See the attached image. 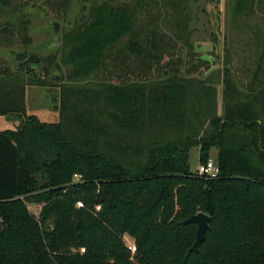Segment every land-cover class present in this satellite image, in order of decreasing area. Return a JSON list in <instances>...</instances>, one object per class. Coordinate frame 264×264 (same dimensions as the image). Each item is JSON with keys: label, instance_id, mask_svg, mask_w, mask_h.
Wrapping results in <instances>:
<instances>
[{"label": "trees", "instance_id": "trees-1", "mask_svg": "<svg viewBox=\"0 0 264 264\" xmlns=\"http://www.w3.org/2000/svg\"><path fill=\"white\" fill-rule=\"evenodd\" d=\"M198 1L0 0V41L30 45L38 6L60 32L44 62L12 51L42 73L0 67V115L22 117L0 130V264H264V50L244 90L225 65L219 114L216 84L178 69ZM228 1L264 13V0ZM51 67L66 72L46 122L25 113L24 87L50 85ZM100 69L110 78L92 80ZM193 146L199 163L216 148L217 177L190 170ZM199 211L210 228L188 253L196 225L181 220Z\"/></svg>", "mask_w": 264, "mask_h": 264}, {"label": "rangeland", "instance_id": "rangeland-1", "mask_svg": "<svg viewBox=\"0 0 264 264\" xmlns=\"http://www.w3.org/2000/svg\"><path fill=\"white\" fill-rule=\"evenodd\" d=\"M28 1L30 2L31 0ZM28 7H24L23 10H28ZM38 7L39 9H33L28 15L31 21L27 26V34L31 42L29 48H27L30 52H38L43 57H47L54 53L55 44H60L58 41L60 32H55L51 24L55 12L50 7H48V10L46 9L47 11L41 10L42 6ZM191 10L192 20L187 25V29L191 31L189 36L191 54L188 56V60L185 57L189 63L184 62L183 70L179 66L178 68L182 73L191 72L190 74L194 76L204 77L216 84L217 112L221 114L223 69L226 64L229 65L237 88L244 90L246 84L252 79L256 68V59L261 50H264V47H261L260 41H258L264 35V13L257 11L247 17H239L234 14V10L231 12V3L228 0H199L192 5ZM258 17L261 20H257ZM160 24L164 28L171 26L170 23L166 25ZM216 32L220 36V43L214 37ZM55 40L58 42L55 43ZM0 45V67L6 66L10 72L17 71L12 63V56H7L6 52L10 50L22 52L26 50V47L20 42L8 43L0 41ZM226 53L230 55L227 58H225ZM5 54L7 58L4 57ZM199 59L205 60L204 63H207L208 68H205V65L202 66ZM262 65L263 72L259 73L260 81L258 82V87L264 88V61ZM65 70V67L59 68L58 77L50 85H25L24 103L26 114H33L46 122H55L58 119V83L65 79ZM116 73L118 74L113 76L118 77L119 75L120 78L126 76V73H120V68ZM21 74L24 81H26L28 76L23 72ZM108 78H110L108 73L100 69L91 79ZM262 104H264V98ZM21 121L22 117L18 114L0 115V130L16 128ZM216 152V148H211L209 158L215 159ZM198 155L199 146L191 147L188 161L191 171H195L198 167ZM77 178V176L74 177V179ZM28 209L38 217L40 205L28 204ZM124 240L127 244H135L134 239L129 236H124ZM79 251L83 252L81 249Z\"/></svg>", "mask_w": 264, "mask_h": 264}, {"label": "water", "instance_id": "water-1", "mask_svg": "<svg viewBox=\"0 0 264 264\" xmlns=\"http://www.w3.org/2000/svg\"><path fill=\"white\" fill-rule=\"evenodd\" d=\"M217 36H218V42L220 43L219 34H217ZM210 220H211L210 215L202 211L196 212L188 216L187 218L181 220L182 224L194 223L196 225L194 241L191 247H189L187 251L188 253L198 250L200 243L205 238L206 231L210 228Z\"/></svg>", "mask_w": 264, "mask_h": 264}, {"label": "built area", "instance_id": "built-area-1", "mask_svg": "<svg viewBox=\"0 0 264 264\" xmlns=\"http://www.w3.org/2000/svg\"><path fill=\"white\" fill-rule=\"evenodd\" d=\"M195 172L199 175H204L208 178H215L218 176L219 168L213 158H208L206 162L198 164V167ZM95 209L99 210L100 205H96ZM128 248L131 252H134L136 250L135 244H128ZM80 249L84 251V248Z\"/></svg>", "mask_w": 264, "mask_h": 264}, {"label": "flooded vegetation", "instance_id": "flooded-vegetation-1", "mask_svg": "<svg viewBox=\"0 0 264 264\" xmlns=\"http://www.w3.org/2000/svg\"><path fill=\"white\" fill-rule=\"evenodd\" d=\"M54 42H56V40L54 41ZM29 46L30 45H28L27 47L29 48ZM26 47V50L24 51H22V52H18V53H20V54H24V55H29V54H35V55H37L43 62H44V59H43V56L40 54V53H38V52H30V51H28V48ZM12 51L13 50H10V51H7L6 52V54H7V56L9 55H11L12 56V59H13V61H12V63L15 65V67H20V66H22V67H25L26 69L27 68H32L33 70H35V72H37V73H41V67L39 66V65H36V64H27V62L25 63V62H21V60H18V59H16L15 57H14V53H12ZM14 52H16V51H14ZM6 54L4 55V57L5 58H7L6 57ZM27 58V57H26ZM49 75L51 76H54V75H58L57 74V72H58V69H56L55 67L54 68H50L49 69Z\"/></svg>", "mask_w": 264, "mask_h": 264}]
</instances>
